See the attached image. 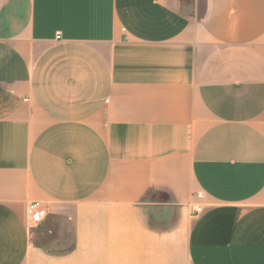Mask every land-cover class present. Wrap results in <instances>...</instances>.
I'll return each instance as SVG.
<instances>
[{"label": "crops", "instance_id": "1", "mask_svg": "<svg viewBox=\"0 0 264 264\" xmlns=\"http://www.w3.org/2000/svg\"><path fill=\"white\" fill-rule=\"evenodd\" d=\"M0 264H264V0H0Z\"/></svg>", "mask_w": 264, "mask_h": 264}, {"label": "rangeland", "instance_id": "2", "mask_svg": "<svg viewBox=\"0 0 264 264\" xmlns=\"http://www.w3.org/2000/svg\"><path fill=\"white\" fill-rule=\"evenodd\" d=\"M71 223L70 220L68 224H65L63 218L59 216L46 225L32 227L45 228L44 233L36 240V243L45 244L52 250L68 248L72 245L73 240ZM47 229H52V232H49Z\"/></svg>", "mask_w": 264, "mask_h": 264}, {"label": "built area", "instance_id": "3", "mask_svg": "<svg viewBox=\"0 0 264 264\" xmlns=\"http://www.w3.org/2000/svg\"><path fill=\"white\" fill-rule=\"evenodd\" d=\"M55 37H60V32H55ZM195 213L200 211V207L194 208ZM27 224L29 228L36 227L42 223L47 216V208L40 201H30L27 203L25 208Z\"/></svg>", "mask_w": 264, "mask_h": 264}]
</instances>
